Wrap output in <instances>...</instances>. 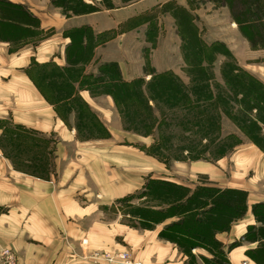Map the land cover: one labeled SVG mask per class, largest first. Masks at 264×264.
Here are the masks:
<instances>
[{
  "label": "crops",
  "instance_id": "1",
  "mask_svg": "<svg viewBox=\"0 0 264 264\" xmlns=\"http://www.w3.org/2000/svg\"><path fill=\"white\" fill-rule=\"evenodd\" d=\"M6 1L24 7L35 23L0 13V248L12 250L17 264H112L101 255L107 251L128 253L132 263L140 264L211 261L213 255L205 249L185 253L160 238L162 228L174 219L149 229L123 221L129 216L120 213L116 202L137 193L146 175L168 168L122 144L113 99L78 85L73 90L50 86L48 97L37 84L41 67H69L66 49L70 34L79 29L90 30L97 40L85 68L119 63L115 47L131 33L121 32V24L170 0H135L123 7L116 0L112 7L100 4L102 0ZM127 43L140 44L137 38ZM84 73L96 76V70ZM76 100L90 116L86 137L78 128ZM28 142L53 143V148H29ZM187 172L194 178L205 176L207 185L246 196L244 216L215 236L223 261L214 264H259L250 253L263 250L264 239L247 240L246 234L261 226L252 207L264 203L263 150L248 143L216 165L191 162ZM159 179L190 188L201 185ZM110 208L117 215L107 223L105 211Z\"/></svg>",
  "mask_w": 264,
  "mask_h": 264
},
{
  "label": "rangeland",
  "instance_id": "2",
  "mask_svg": "<svg viewBox=\"0 0 264 264\" xmlns=\"http://www.w3.org/2000/svg\"><path fill=\"white\" fill-rule=\"evenodd\" d=\"M130 1L135 0H116L115 5L123 7ZM262 1L264 2V0ZM100 4L112 7L113 0H102ZM77 5L79 4L77 3ZM231 5L235 14L244 9L240 0H234ZM231 16V10L223 0H170L164 4H157L140 13L137 18L128 19L121 24L119 29L121 32L131 33L123 38L120 46L115 47V56L119 59L118 53L120 52V61L113 64L119 68L124 81L142 79L144 85L141 87L140 100L123 101L118 106L114 103L115 128H119L122 132V144L133 146L144 155L152 157L161 166L165 165L168 168V171L146 175L147 177H144L146 181L147 179L173 177L181 182L184 181V183L197 181L205 184L207 182L205 176L195 178L190 176L191 174L187 172L188 164L199 161L216 165L217 161L229 158L241 146L248 143L254 144L235 125L234 120L243 122L247 117L244 110L238 106H233L230 103L227 106L226 104L222 105L219 100L220 104L216 103L209 107L204 102L206 103L205 108L196 112L191 109L190 105L194 99L193 92L203 91L202 86L205 85L214 94L225 95L224 93H227V77H225L226 71L229 70L227 65L247 72L264 85V37H252L253 42L249 41L243 36ZM105 36L108 37L107 34ZM193 36L206 45L222 43L229 56H215L211 65L204 64L205 70L200 71L192 63L189 51L191 49L190 46L188 47L189 44L194 45ZM130 38H137L140 44L127 43ZM85 66H82L84 71L96 70V75H98L99 64L88 69ZM151 72L171 74L175 78L174 81L178 82L180 92L171 93L167 85L149 92L146 84L151 79ZM204 79L206 81L202 82ZM150 97L151 100H149ZM169 106L173 108L171 109ZM229 107L228 114L224 113L225 108ZM74 108L81 111L79 114L77 113L78 120L81 119L78 121L81 123L78 124V128L81 136L86 137L90 128L86 120H89L90 116L81 101H75ZM197 121L204 123L208 121L210 124L218 122L220 131L217 134L204 135L183 131V126H180ZM159 123L160 126L156 129ZM184 127L187 128V126ZM95 128L101 133L98 126L95 125ZM230 135L233 137H228ZM255 137L260 145L264 146L263 127ZM161 143L162 146L156 148L157 144ZM184 145L199 152L200 158L198 160L188 159L193 154L188 155L186 151L183 152L181 147ZM27 147L46 150L53 148V143L33 144L28 142ZM151 176L153 178H149ZM142 204L145 202L134 200L124 206L119 204L116 206L120 213L128 215L131 206L141 207ZM116 215L117 211L114 208L106 210L105 221L112 222ZM123 221L129 226L135 227L130 218L125 217ZM135 228L140 229V227ZM105 253L115 252L107 251L101 255L103 256Z\"/></svg>",
  "mask_w": 264,
  "mask_h": 264
},
{
  "label": "trees",
  "instance_id": "3",
  "mask_svg": "<svg viewBox=\"0 0 264 264\" xmlns=\"http://www.w3.org/2000/svg\"><path fill=\"white\" fill-rule=\"evenodd\" d=\"M223 1L228 4L231 17L239 26L243 36L251 42H253L252 37H264V2L262 0H240L244 9L236 14L231 5L234 0ZM0 13L3 17L14 15L15 19H28L35 23V19L29 16L24 7L11 4L6 0H0ZM70 37L71 44L66 49V62L69 67L59 68L49 64L40 68L37 84L46 89L44 90L45 95L49 97L47 88L50 86L67 87L73 90L75 85H78V88H86L92 94L110 96L117 106L123 101H134L141 97V87L144 85V81L142 79L124 81L119 68L113 63L99 64L96 76L92 73L85 74L82 66L87 65L93 56V50L96 47L94 44L97 42L96 37L87 29L73 31ZM193 39L194 45L189 44L188 47L190 46L191 49L189 51L192 63L200 71L205 70L204 64L211 65L215 56H229L222 43L206 45L196 36H193ZM228 66L226 67L229 70L226 71L225 76L227 77L226 85L229 88L226 90L227 93H224L225 95L214 94L207 85L202 86L203 91L193 92L194 99L190 102L191 109L200 112L201 108H205L206 103L209 107L216 103L226 104V106L230 103L233 106H238L244 110L247 117L243 122L234 120L235 125L264 152V146H261L255 137L261 132L262 127L264 128V85L247 72ZM150 74L152 75L151 79L146 84L149 92L166 85L171 93L180 92V86L178 82L174 81L175 78L171 74L167 72H151ZM205 81L204 79L202 82ZM152 100L155 99L152 98ZM169 108L173 107L169 106ZM229 109L230 107L225 108L224 113L228 114ZM188 124L180 125L183 126V131L204 135L217 134L220 131L218 122L210 124L208 121L206 123L197 121ZM159 126L160 123L156 129ZM204 139L207 138L204 137ZM158 146H162V143L157 144L156 148H159ZM181 150L186 151L188 155L193 154V156H189L190 160L200 158L199 152H195L188 145L182 146ZM245 198L243 191L235 189H220L207 184L190 188L163 179H147L137 193L117 201L116 204L124 206L134 200L144 201L145 204H142L141 207L131 206L127 213L130 220H133L134 226L141 229L153 228L168 219H174L162 228L159 233L160 238L175 244L179 250L185 253L196 248L205 249L213 255L211 261L205 260V262L214 264L223 261L222 245L215 239V236L228 231L233 222L244 216L247 210ZM252 214L261 226L249 228L246 239H264V203L254 205ZM250 256L260 264L264 261V249L251 252Z\"/></svg>",
  "mask_w": 264,
  "mask_h": 264
},
{
  "label": "built area",
  "instance_id": "4",
  "mask_svg": "<svg viewBox=\"0 0 264 264\" xmlns=\"http://www.w3.org/2000/svg\"><path fill=\"white\" fill-rule=\"evenodd\" d=\"M103 259L108 263L140 264L132 263L129 254L125 252L105 253ZM0 264H16L15 254L8 248H0Z\"/></svg>",
  "mask_w": 264,
  "mask_h": 264
}]
</instances>
